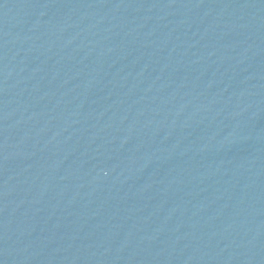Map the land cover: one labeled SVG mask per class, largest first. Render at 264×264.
<instances>
[{
	"label": "water",
	"instance_id": "water-1",
	"mask_svg": "<svg viewBox=\"0 0 264 264\" xmlns=\"http://www.w3.org/2000/svg\"><path fill=\"white\" fill-rule=\"evenodd\" d=\"M0 264H264V0H0Z\"/></svg>",
	"mask_w": 264,
	"mask_h": 264
}]
</instances>
